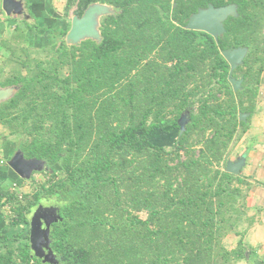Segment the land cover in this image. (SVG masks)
<instances>
[{
	"label": "trees",
	"instance_id": "1",
	"mask_svg": "<svg viewBox=\"0 0 264 264\" xmlns=\"http://www.w3.org/2000/svg\"><path fill=\"white\" fill-rule=\"evenodd\" d=\"M94 2L115 9L100 20L101 41L66 44L70 18ZM209 3L237 6L217 40L182 27ZM62 15L67 26L57 42L43 46V58L31 54L36 48L25 45L17 27L0 42L13 63L0 86H20L0 103V127L14 137V152L46 166L45 179H32L29 194L6 195L7 224L23 228L0 231V264H48L29 243V215L44 201L58 205L61 217L50 229L57 264H235L244 258L242 239L234 249L223 240L242 236L240 223L250 221L251 183L224 167L256 108L264 0H64ZM23 22L35 35L47 31ZM239 46L248 51L232 72L242 79L233 92L221 50ZM184 111L189 120L179 133ZM240 112L248 113L246 121H238ZM173 132L168 148L151 140L152 133L166 141Z\"/></svg>",
	"mask_w": 264,
	"mask_h": 264
},
{
	"label": "water",
	"instance_id": "2",
	"mask_svg": "<svg viewBox=\"0 0 264 264\" xmlns=\"http://www.w3.org/2000/svg\"><path fill=\"white\" fill-rule=\"evenodd\" d=\"M175 5V4H173ZM1 9L6 16H28L25 14L21 0H1ZM115 9L110 4L94 2L89 4L81 16L73 15L70 18V27L65 35L68 45H78L81 41L91 39L101 41L100 20L102 17L113 14ZM237 16L236 4H227L215 7L211 3L206 7H199L191 13L184 25L187 30L203 31L211 35L215 40L224 31V21L229 17ZM248 48L239 46L221 50V55L229 64L228 81L233 92L241 89V78L232 76V72L242 65ZM19 85L0 86V103L12 98L19 90ZM248 113H238V121H246ZM188 111H184L177 120L179 133L185 129L188 122ZM245 164V156H238L235 160H227L224 170L233 175H238ZM7 166L20 178L29 179L33 172L46 170L45 162L37 158H24L21 151H15L8 159ZM56 204H39L29 215V243L34 255L42 263L57 264V256L50 247L51 225L61 221Z\"/></svg>",
	"mask_w": 264,
	"mask_h": 264
},
{
	"label": "crops",
	"instance_id": "3",
	"mask_svg": "<svg viewBox=\"0 0 264 264\" xmlns=\"http://www.w3.org/2000/svg\"><path fill=\"white\" fill-rule=\"evenodd\" d=\"M21 1L24 10L26 8L31 10L30 13L28 12L29 16L34 15L31 22L46 27L47 31L42 35H35L33 31L26 30L23 22L26 18L23 16V21H19L15 16H6L1 9L0 0V42L16 32L15 27H17V31L31 47L35 44L38 45L37 47H43L54 43L59 38L57 36L59 30L67 26V20L62 15L64 0ZM34 39L36 42L32 43ZM3 145L4 148L1 146L0 149L6 154L5 143ZM241 155L245 156V164L240 174L251 183L246 200L247 217L250 221L240 223L239 230L244 232L242 236L231 233L224 238V240H232L231 246H226L224 240L223 243L227 249H234L238 240L242 239L244 258L239 259L235 264H264V67L260 74L256 108L249 119L247 130L232 144L228 160H235ZM0 222L4 225L2 214Z\"/></svg>",
	"mask_w": 264,
	"mask_h": 264
},
{
	"label": "rangeland",
	"instance_id": "4",
	"mask_svg": "<svg viewBox=\"0 0 264 264\" xmlns=\"http://www.w3.org/2000/svg\"><path fill=\"white\" fill-rule=\"evenodd\" d=\"M25 12H26L27 16H29V13L31 12V10L26 8ZM15 17H17L19 21L20 20L23 21L22 15L15 16ZM26 20H28V22H31L32 19H29V17H27ZM57 36L60 38L59 34ZM59 38L55 42H57L59 40ZM34 41H35V39L32 41V43L36 42V41L35 42ZM37 41L39 42V39H37ZM24 43H25V45L29 44L27 42V40H24ZM37 46L38 45L35 44L34 48ZM43 49H44L43 47H37L35 49V51L31 52V54L33 53L32 55L36 58L37 57L43 58L44 57ZM7 58L8 57L6 56V52H5L4 48L0 46V70L4 69V71H0V76L5 75L6 72H9L8 69H12V67H13V63L8 62L6 60ZM175 134L176 133L173 132L172 135H170L168 137V140L164 141L162 139L163 138L162 136L159 137V134L157 135L155 133H152V135H154L155 137L152 136L151 140L154 143L162 144L163 146L168 148V146L171 142V138L174 137ZM11 141H13V144L11 143ZM4 143H5V152H7V154H6L7 156L2 152L3 149H0V159H2L3 162L8 160L11 157V155H13L14 147H15V139H14V137L11 138V136H8L7 131L5 129H3L2 127H0V147L3 146V148H4V145H3ZM9 155H10V157H9ZM4 165H6L7 168ZM4 165L1 166V164H0V213L2 212L6 218L3 217L4 225H1V222H0V231L7 232L8 234H14V233H18L23 228V226H21V225L10 226L9 224H7L8 220L10 219V217L12 215L11 209L5 203L7 193L11 190H14V191H18V192L22 193L23 195L24 194L27 195L30 193V190H31L32 179H34L36 181H41V180L45 179L46 175L44 173L45 170L33 172L29 179H25L23 183L18 185L17 181L13 177L6 178L7 174L9 173V168L7 166V163ZM9 174H10V176H14V177L16 176V174L13 171H11ZM44 202H46V201H44ZM140 216L145 217V214L140 213ZM230 241H232V240L231 239L224 240V242L226 243V246H231Z\"/></svg>",
	"mask_w": 264,
	"mask_h": 264
},
{
	"label": "flooded vegetation",
	"instance_id": "5",
	"mask_svg": "<svg viewBox=\"0 0 264 264\" xmlns=\"http://www.w3.org/2000/svg\"><path fill=\"white\" fill-rule=\"evenodd\" d=\"M173 4H175L174 2H172V7H174L175 5H173ZM161 18H162V20H165V14L164 13H161ZM187 19H188V17L186 18V20L185 21H187ZM173 22H175V21H173ZM175 24H177V25H179L178 23H176L175 22ZM186 24V23H185ZM184 24V25H185ZM184 25L182 26L183 28H184ZM13 154H14V152H13ZM7 161L8 160H6L3 164H1V166L2 165H4V164H6L7 163ZM5 167H6V165H4ZM7 168V167H6ZM5 171V170H4ZM12 171V170H11ZM10 173V172H9ZM7 174V176H6V178H11V177H13L14 178V176H10V174ZM40 204H45V205H49V204H53V203H51V202H42V203H40ZM51 227H52V225H51ZM50 247H51V244H50Z\"/></svg>",
	"mask_w": 264,
	"mask_h": 264
},
{
	"label": "built area",
	"instance_id": "6",
	"mask_svg": "<svg viewBox=\"0 0 264 264\" xmlns=\"http://www.w3.org/2000/svg\"><path fill=\"white\" fill-rule=\"evenodd\" d=\"M4 162H3V160L2 159H0V164H3Z\"/></svg>",
	"mask_w": 264,
	"mask_h": 264
}]
</instances>
